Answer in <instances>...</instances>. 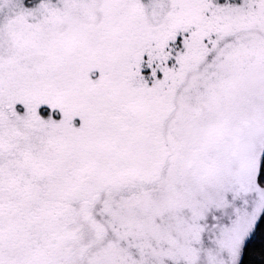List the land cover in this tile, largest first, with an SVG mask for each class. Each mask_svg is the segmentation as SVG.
I'll return each instance as SVG.
<instances>
[{"label":"snow or ice","instance_id":"1","mask_svg":"<svg viewBox=\"0 0 264 264\" xmlns=\"http://www.w3.org/2000/svg\"><path fill=\"white\" fill-rule=\"evenodd\" d=\"M0 264H264V0H0Z\"/></svg>","mask_w":264,"mask_h":264}]
</instances>
